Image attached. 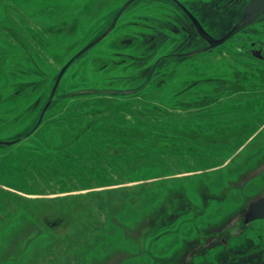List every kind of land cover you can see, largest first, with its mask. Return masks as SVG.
<instances>
[{
	"label": "rangeland",
	"instance_id": "1",
	"mask_svg": "<svg viewBox=\"0 0 264 264\" xmlns=\"http://www.w3.org/2000/svg\"><path fill=\"white\" fill-rule=\"evenodd\" d=\"M126 1L0 0V141ZM177 1L218 38L249 0ZM203 46L136 0L67 67L0 146V264H264V15Z\"/></svg>",
	"mask_w": 264,
	"mask_h": 264
},
{
	"label": "water",
	"instance_id": "2",
	"mask_svg": "<svg viewBox=\"0 0 264 264\" xmlns=\"http://www.w3.org/2000/svg\"><path fill=\"white\" fill-rule=\"evenodd\" d=\"M136 0H127L122 7L117 11L115 16L113 17L111 23L109 26L100 34L98 35L92 42H90L87 46H85L83 49H81L79 52H77L69 61L60 69L59 73L57 74L54 83L51 87V90L49 92L48 98L46 102L44 103L40 114L38 116V119L34 126L21 138L16 139V140H11L7 142H2L0 141V146L6 147V146H11L19 141H22L26 139L28 136H30L35 129L38 127V125L41 122V119L49 107L51 100L55 94V91L57 89L58 83L66 71L67 67L81 54H83L85 51H87L89 48H91L93 45L101 41L104 37H106L110 31L113 29L114 25L116 24L118 18L120 15L126 10V8L132 4ZM171 3H173L184 15L185 17L189 20V22L192 24L195 32L197 35L207 44V46L203 48H199L197 50L188 52V53H181V54H176L172 55V57H184V56H191L195 55L198 53H202L205 51H209L217 46H220L223 44L225 41L230 39L233 35L237 34L238 32L244 30L248 26L253 25L257 19L264 15V0H249L245 7L242 10L240 19L220 38H213L209 34L205 32V30L202 28L198 20L177 0H169ZM160 59H158L154 66L159 62ZM264 219V197H261L255 201H252L251 203L248 204L246 213L244 215L243 221L244 223H249L255 220H262Z\"/></svg>",
	"mask_w": 264,
	"mask_h": 264
},
{
	"label": "flooded vegetation",
	"instance_id": "3",
	"mask_svg": "<svg viewBox=\"0 0 264 264\" xmlns=\"http://www.w3.org/2000/svg\"><path fill=\"white\" fill-rule=\"evenodd\" d=\"M121 16V15H120ZM119 19V18H118ZM111 23V22H110ZM255 24V23H254ZM193 27V26H192ZM193 30H194V28H193ZM228 31V30H227ZM194 32H195V30H194ZM196 33V32H195ZM207 33V32H206ZM225 34V33H224ZM223 34V35H224ZM196 35H197V33H196ZM222 35V36H223ZM198 36V35H197ZM222 36H220V37H222ZM199 37V36H198ZM220 37H218V38H220ZM214 38V37H213ZM199 39H200V37H199ZM202 40V39H201ZM229 40V39H228ZM203 41V40H202ZM204 42V41H203ZM226 42V41H225ZM204 44H205V46H207V44L204 42ZM222 45V44H221ZM205 46H203V47H205ZM202 47V48H203ZM218 47V46H217ZM251 54H252V56H254V58H256V59H258V60H260V61H264V47H258V48H255V50H251V52H250ZM174 55H176V54H174ZM172 56V55H171ZM164 58V57H163ZM163 58H159V59H163ZM165 58H167V56H165ZM164 58V59H165ZM161 60H159V62L161 61ZM156 62V61H155ZM155 62H154V64H155ZM158 62V63H159ZM154 64H153V66H154ZM157 65V64H156Z\"/></svg>",
	"mask_w": 264,
	"mask_h": 264
},
{
	"label": "trees",
	"instance_id": "4",
	"mask_svg": "<svg viewBox=\"0 0 264 264\" xmlns=\"http://www.w3.org/2000/svg\"><path fill=\"white\" fill-rule=\"evenodd\" d=\"M50 104H51V103H50ZM49 106H50V105H49ZM48 108H49V107H48ZM48 108H47V110H48ZM47 110H46V111H47ZM46 111H45V112H46ZM44 114H45V113H44ZM43 116H44V115H43ZM40 123H41V122H40Z\"/></svg>",
	"mask_w": 264,
	"mask_h": 264
}]
</instances>
